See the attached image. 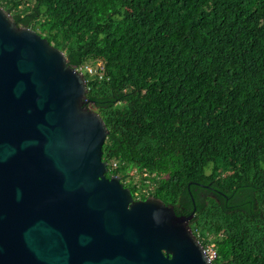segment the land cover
<instances>
[{
	"label": "trees",
	"instance_id": "obj_1",
	"mask_svg": "<svg viewBox=\"0 0 264 264\" xmlns=\"http://www.w3.org/2000/svg\"><path fill=\"white\" fill-rule=\"evenodd\" d=\"M0 6L71 67L99 71L86 76L87 98L109 131L108 178L135 200L195 212L213 264H264V0Z\"/></svg>",
	"mask_w": 264,
	"mask_h": 264
},
{
	"label": "water",
	"instance_id": "obj_2",
	"mask_svg": "<svg viewBox=\"0 0 264 264\" xmlns=\"http://www.w3.org/2000/svg\"><path fill=\"white\" fill-rule=\"evenodd\" d=\"M87 94L64 52L0 6V264H213L195 212L107 177Z\"/></svg>",
	"mask_w": 264,
	"mask_h": 264
},
{
	"label": "built area",
	"instance_id": "obj_3",
	"mask_svg": "<svg viewBox=\"0 0 264 264\" xmlns=\"http://www.w3.org/2000/svg\"><path fill=\"white\" fill-rule=\"evenodd\" d=\"M77 70L79 72H82L85 75H93V74H97L98 75L99 74V71L97 72V70L94 67L89 66V65H86L84 67H80ZM101 78H102V76H101ZM206 252H207V254L209 255V257H210V259L212 261L217 257L216 252H215V250L213 249L212 246H209L208 249H206Z\"/></svg>",
	"mask_w": 264,
	"mask_h": 264
},
{
	"label": "rangeland",
	"instance_id": "obj_4",
	"mask_svg": "<svg viewBox=\"0 0 264 264\" xmlns=\"http://www.w3.org/2000/svg\"><path fill=\"white\" fill-rule=\"evenodd\" d=\"M137 180L140 181V176H138V174H137ZM148 184L151 185V183H148Z\"/></svg>",
	"mask_w": 264,
	"mask_h": 264
},
{
	"label": "clouds",
	"instance_id": "obj_5",
	"mask_svg": "<svg viewBox=\"0 0 264 264\" xmlns=\"http://www.w3.org/2000/svg\"><path fill=\"white\" fill-rule=\"evenodd\" d=\"M77 70V69H76ZM85 75V74H84ZM85 76H87V75H85Z\"/></svg>",
	"mask_w": 264,
	"mask_h": 264
}]
</instances>
